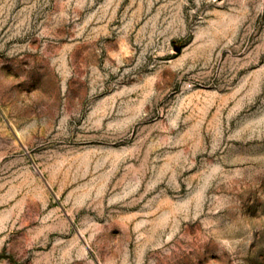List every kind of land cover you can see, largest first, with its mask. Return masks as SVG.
Returning a JSON list of instances; mask_svg holds the SVG:
<instances>
[{
    "label": "rangeland",
    "instance_id": "374dc122",
    "mask_svg": "<svg viewBox=\"0 0 264 264\" xmlns=\"http://www.w3.org/2000/svg\"><path fill=\"white\" fill-rule=\"evenodd\" d=\"M0 264H264V0H0Z\"/></svg>",
    "mask_w": 264,
    "mask_h": 264
}]
</instances>
